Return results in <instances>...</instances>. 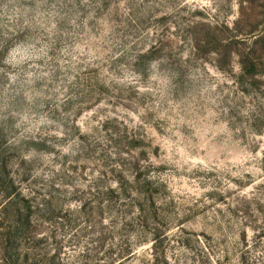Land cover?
Returning <instances> with one entry per match:
<instances>
[{
    "label": "rangeland",
    "instance_id": "374dc122",
    "mask_svg": "<svg viewBox=\"0 0 264 264\" xmlns=\"http://www.w3.org/2000/svg\"><path fill=\"white\" fill-rule=\"evenodd\" d=\"M0 264H264V0H0Z\"/></svg>",
    "mask_w": 264,
    "mask_h": 264
},
{
    "label": "trees",
    "instance_id": "16d2710c",
    "mask_svg": "<svg viewBox=\"0 0 264 264\" xmlns=\"http://www.w3.org/2000/svg\"><path fill=\"white\" fill-rule=\"evenodd\" d=\"M256 63H254V61L252 59H249L247 61H242V75H249V76H253V74H255L256 72ZM19 192L15 193L14 190V186L12 189L6 191V196H7V204H17L19 201L16 198ZM140 194V193H139ZM139 206L141 208V210L143 211L144 208L142 206V203L140 201H138ZM144 220H146V215L143 216ZM245 255V254H244ZM246 262L245 257H243V261L241 260V263Z\"/></svg>",
    "mask_w": 264,
    "mask_h": 264
}]
</instances>
